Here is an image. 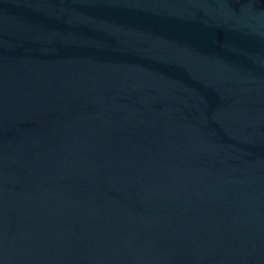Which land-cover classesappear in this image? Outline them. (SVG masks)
I'll return each mask as SVG.
<instances>
[{
	"label": "water",
	"instance_id": "water-1",
	"mask_svg": "<svg viewBox=\"0 0 264 264\" xmlns=\"http://www.w3.org/2000/svg\"><path fill=\"white\" fill-rule=\"evenodd\" d=\"M0 264H264V0H0Z\"/></svg>",
	"mask_w": 264,
	"mask_h": 264
}]
</instances>
